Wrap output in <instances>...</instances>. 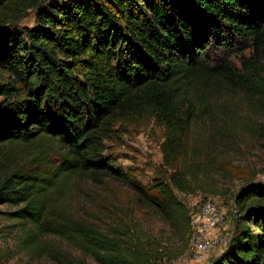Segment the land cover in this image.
<instances>
[{"label": "trees", "instance_id": "obj_1", "mask_svg": "<svg viewBox=\"0 0 264 264\" xmlns=\"http://www.w3.org/2000/svg\"><path fill=\"white\" fill-rule=\"evenodd\" d=\"M11 1L0 0V156L49 140L59 151L4 173L0 206L15 208L8 219L33 256L83 264L52 245L56 238L97 264H132L112 238L56 201L72 175L118 177L171 225L188 226L174 190L193 193L199 174L182 161L191 124L227 91L264 95V0H20L36 10L35 25L23 32L5 28ZM54 50L85 59L82 82L66 75ZM48 79L58 85L57 99L49 98ZM146 112L165 130L169 169L150 188L103 155L115 121ZM234 204L235 232L210 264H264V183L241 187Z\"/></svg>", "mask_w": 264, "mask_h": 264}, {"label": "rangeland", "instance_id": "obj_2", "mask_svg": "<svg viewBox=\"0 0 264 264\" xmlns=\"http://www.w3.org/2000/svg\"><path fill=\"white\" fill-rule=\"evenodd\" d=\"M95 1L99 4L100 0ZM29 4L20 0L5 2L4 6L9 9L3 11L5 28L17 32L32 28L36 23V10ZM103 9L115 17L109 5ZM53 52L66 75L82 82L85 59L68 58L58 51ZM243 54L248 56V51ZM236 58L233 61L236 62ZM48 83L49 98L57 99L56 81L48 79ZM2 100L0 97V108ZM164 139L165 130L153 113L123 117L115 121L111 137L104 141L103 155L132 180L150 188L154 181L166 179L169 172L163 164L161 151ZM187 146L182 161L197 165L199 174L195 176L193 193L182 194L174 190L175 196L186 208L190 222L192 214L207 199L217 204L224 218V225L216 234L222 243L203 254L201 259L193 258L187 252L189 219L188 226L184 220L176 228L118 177L99 179L72 175L56 204L72 217L112 238L132 264H210L235 232L240 214L234 196L247 184L264 183V95L227 91L191 124ZM57 148L58 145L49 140L8 153L2 151L0 178L28 158L54 156L50 152L57 153ZM14 209L8 205L0 206V246L6 252L4 264H57L45 255L29 254L19 244V227L7 216ZM50 243L64 256H72L83 264H97L64 240L51 238Z\"/></svg>", "mask_w": 264, "mask_h": 264}, {"label": "built area", "instance_id": "obj_3", "mask_svg": "<svg viewBox=\"0 0 264 264\" xmlns=\"http://www.w3.org/2000/svg\"><path fill=\"white\" fill-rule=\"evenodd\" d=\"M224 218L212 199L203 201L191 216L190 238L187 252L193 258L201 259L222 243L217 232L222 229Z\"/></svg>", "mask_w": 264, "mask_h": 264}]
</instances>
